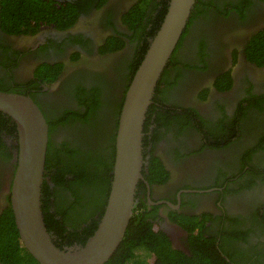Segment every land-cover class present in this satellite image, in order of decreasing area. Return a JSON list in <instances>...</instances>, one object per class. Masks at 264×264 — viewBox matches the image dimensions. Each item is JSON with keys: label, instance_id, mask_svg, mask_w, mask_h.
Here are the masks:
<instances>
[{"label": "flooded vegetation", "instance_id": "af4514ba", "mask_svg": "<svg viewBox=\"0 0 264 264\" xmlns=\"http://www.w3.org/2000/svg\"><path fill=\"white\" fill-rule=\"evenodd\" d=\"M168 2L0 0V90L30 96L45 118L42 214L59 247L86 244L98 227L125 92ZM142 145L131 217L142 235H161L176 264L216 252L218 264H264V0H195ZM18 149L0 112V220L13 218ZM18 241L0 264H38ZM148 251L133 253L167 258Z\"/></svg>", "mask_w": 264, "mask_h": 264}, {"label": "water", "instance_id": "95a60500", "mask_svg": "<svg viewBox=\"0 0 264 264\" xmlns=\"http://www.w3.org/2000/svg\"><path fill=\"white\" fill-rule=\"evenodd\" d=\"M195 0H169L159 29L125 92L116 136L113 179L105 211L84 245L57 246L44 223L42 183L48 127L28 95L0 90V112L18 131L17 169L11 189V209L24 248L39 264H103L119 246L136 205L141 167L143 125L155 89L186 26Z\"/></svg>", "mask_w": 264, "mask_h": 264}, {"label": "trees", "instance_id": "16d2710c", "mask_svg": "<svg viewBox=\"0 0 264 264\" xmlns=\"http://www.w3.org/2000/svg\"><path fill=\"white\" fill-rule=\"evenodd\" d=\"M21 17L25 16L27 13V9L21 12ZM260 38H263V35H260ZM42 211H45L44 206L42 205ZM7 213H5L6 215ZM10 218H5L0 220V252L3 254H10L11 246L15 245L18 241V233L14 225L13 218L11 217V213H8ZM135 217V216H134ZM130 220L126 232L123 236V241L117 247L116 251L110 257L108 261L104 264H144L146 263V259L143 257H136L135 252L133 250L141 249L145 250V246L149 248V253L151 256H155L156 258H163L162 256H166L167 258H163V264H176V262H170L173 259V256L170 252V246L164 239H162L161 235H158L154 232L150 233V236L143 234L145 228L144 225L140 222L137 223L135 218ZM139 227L138 230H135ZM142 246V247H141ZM26 254L29 255V253ZM214 257L221 259L222 261L217 260V258H213V255H199V259H196L195 256L186 257L183 255H178V264H218L219 262L223 263L224 259H222L218 253ZM30 256V255H29ZM31 257V256H30ZM21 260V259H20ZM19 260V261H20ZM39 264V263H38ZM225 264V263H224Z\"/></svg>", "mask_w": 264, "mask_h": 264}]
</instances>
